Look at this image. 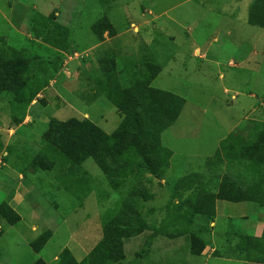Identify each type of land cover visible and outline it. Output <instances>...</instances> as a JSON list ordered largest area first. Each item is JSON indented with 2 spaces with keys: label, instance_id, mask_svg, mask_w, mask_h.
Instances as JSON below:
<instances>
[{
  "label": "rangeland",
  "instance_id": "rangeland-1",
  "mask_svg": "<svg viewBox=\"0 0 264 264\" xmlns=\"http://www.w3.org/2000/svg\"><path fill=\"white\" fill-rule=\"evenodd\" d=\"M253 6L263 19L264 0H0V63H18L24 86L0 94V204L25 184L21 176L37 214L27 225L0 215V264H57L64 250L80 262L105 223L123 224L115 214L129 206L139 219L128 224L140 235L124 240L125 259L116 264H182L217 243L208 212L219 189L229 186L231 197L256 178L264 185L263 171L228 168L225 155L205 159L209 142L264 104V29L248 24ZM128 90L136 114L127 124L136 141L130 151L71 155L45 142L53 119L88 120L112 135L129 108ZM236 93L256 99L240 103ZM220 239L229 244L230 235ZM237 244L246 260L264 258L254 239Z\"/></svg>",
  "mask_w": 264,
  "mask_h": 264
},
{
  "label": "trees",
  "instance_id": "trees-1",
  "mask_svg": "<svg viewBox=\"0 0 264 264\" xmlns=\"http://www.w3.org/2000/svg\"><path fill=\"white\" fill-rule=\"evenodd\" d=\"M255 6L257 7L256 4ZM256 7L253 6L252 8V13L249 15L248 18V24L256 28L264 29V18L263 19L261 18L263 17V13L261 12L259 16ZM254 8H255V12H254ZM23 88L24 86L22 85V76L20 75L19 64L0 63V94L2 92H8L18 95L23 90ZM133 92L134 91L132 90L130 92L128 90V92L125 93V98L123 99H125V104L129 108H127L124 111V115H125L124 121L114 131L112 135L108 136L107 134L103 133L88 120L79 121L77 119H72L67 122H60L56 119H53L50 121L48 128L43 135L45 142L49 145L56 147L60 151H63L65 154L75 153L78 150L83 151V149H86V152L93 151L101 156L110 153L114 155L115 152L122 154L125 151H130L129 149L131 143L136 142L131 138L132 134L128 133L127 130V124L129 121L136 122V117H135L136 114L132 113L130 110V107L134 103ZM146 92L150 94L165 95L164 94L165 92L156 91L154 89H151L150 87H147ZM33 98L34 96L31 95L28 99V103L31 102ZM175 99L178 100L179 98L176 97ZM119 104L117 106H120ZM179 111L180 110H178L174 114L175 116L173 118V121H175V119L178 117ZM15 123L19 124L18 120H15ZM165 150L167 155L171 157L172 156L171 151L168 149ZM239 155L237 156L232 151H230L229 153H225V158H226L225 160L231 163L229 164L227 162L228 168L233 167L235 169L236 167L240 166L239 170L240 171L244 170L243 172H247V173L250 172L259 173L262 171L264 172L263 166H260L257 163L249 164L245 162V161L259 162L261 160L264 161V159H261L260 154L259 156L257 153L253 151L251 152L247 151V152H242ZM230 160H235L240 164L238 163L234 164ZM207 161L208 163H210V162H216L222 160L211 157V158H207ZM167 167L168 165H165V168ZM137 168L141 169L140 164L137 165ZM132 173L135 175L137 174L136 170H133ZM191 179L192 177L188 175L183 177L182 181H187ZM227 188L229 189L230 187L225 185L224 188H220L219 193L217 194L215 199L226 200L229 202L242 201L239 198L238 194L232 193L231 197H229L228 194L226 193V191L228 190ZM262 197L263 198L258 199L256 202L259 205L264 206V195ZM212 207L214 206L212 205ZM209 212H208V216L214 217L215 215L214 208H212V211ZM10 214L12 215L13 219L8 222L11 225L19 222L20 217L7 204H3L0 207V215L6 218V216H9ZM115 215H117L119 219H123L124 221L123 224L122 223L119 224L114 220L105 223L103 225L104 229H103L102 240L93 248V250L86 258H84L81 262H77L70 253V251L64 250L60 254L61 256L57 264H116L123 261L125 259L124 240L140 235L139 230H136V225H131L128 223H130L129 221L137 222L139 218L137 212L135 211L134 206H129V208H126V210L119 209L116 211ZM254 241H256L258 245L264 246V230L262 236L257 240L254 239ZM43 244L44 242L40 244L39 249H41ZM34 264H46V263L42 261H38Z\"/></svg>",
  "mask_w": 264,
  "mask_h": 264
},
{
  "label": "crops",
  "instance_id": "crops-1",
  "mask_svg": "<svg viewBox=\"0 0 264 264\" xmlns=\"http://www.w3.org/2000/svg\"><path fill=\"white\" fill-rule=\"evenodd\" d=\"M195 51H199V49L196 48ZM196 56L199 57L197 59L198 62L200 58L204 57V55L200 56V51L198 54L196 53ZM229 63L231 66H234L231 61ZM244 94L236 93V96L240 97V103L242 102L241 98L243 97L248 99H256V95L253 93H248L246 95ZM225 119L228 120L229 118L225 117ZM14 127L15 128L11 130V132L13 131V133L16 134V132L20 131L21 127L25 126L20 124L15 125ZM12 138V136H4L2 139H4L7 144H9L11 141H14ZM209 143H212V147L214 149L209 153L210 155L205 157V159L211 157L223 159L225 153H229L230 151L234 152V154L237 156L242 152L253 151L258 155L260 154L261 159H264V104L253 106L251 108L250 117H248V114H246L244 119L240 121L235 120L228 132H225L216 140ZM171 153V159H174L173 151H171ZM245 162L249 164L257 163L260 166H263L262 164H264L263 160L259 162ZM176 165L177 166L174 167L171 163L170 169L173 170L175 168L180 171L185 168V165L179 163H176ZM5 166L6 163L0 162V169ZM20 179H22V181L24 180L25 184H23L20 188L11 190L8 193L6 200L0 204V207L3 204H7L20 217L18 225H27L30 224V221H27V217L30 216L31 218L32 215L36 216L37 214L33 212L34 210L30 207L26 200V194L28 191V189L26 190L27 182L25 178H22L21 176ZM256 181H258V178L253 180V183L255 184L254 188H248V186L243 185V191H233V193L238 194L239 198L242 200L240 202H229L218 199L216 200L215 215L213 222L211 223V228H213V237H216L218 240L217 243L214 242L212 247L205 246L197 254H191L187 256L185 258L187 259L186 263L182 264H206L211 260L233 264H264V258L262 257L255 260H246L245 256L247 250L243 251L242 247L237 246L241 245L237 243L245 241L248 238L255 240L259 239L262 236L264 230V206H261L256 202L258 199L263 198L264 185L261 184V186L258 187ZM250 185L252 186L253 184ZM22 190L25 192L22 193ZM20 209H26L28 213L30 212L29 215H23L19 211ZM227 234L230 235L229 244L225 243L224 241L222 244H218V242L221 240L220 238ZM101 240L102 237L98 243ZM227 255H229V257H227ZM252 255H254V252L251 253V256ZM83 259L84 258H81L80 262Z\"/></svg>",
  "mask_w": 264,
  "mask_h": 264
}]
</instances>
